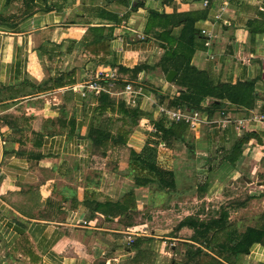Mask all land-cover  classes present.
I'll return each instance as SVG.
<instances>
[{"label": "crops", "instance_id": "crops-1", "mask_svg": "<svg viewBox=\"0 0 264 264\" xmlns=\"http://www.w3.org/2000/svg\"><path fill=\"white\" fill-rule=\"evenodd\" d=\"M258 1L0 0V264H186L188 244L218 264L180 222L227 211L264 229V123H232L264 115ZM106 72L109 92L85 87ZM179 81L208 94L196 130L160 112L187 95ZM234 264H264V237Z\"/></svg>", "mask_w": 264, "mask_h": 264}, {"label": "trees", "instance_id": "trees-1", "mask_svg": "<svg viewBox=\"0 0 264 264\" xmlns=\"http://www.w3.org/2000/svg\"><path fill=\"white\" fill-rule=\"evenodd\" d=\"M199 34V33H198ZM196 37V31L192 32L191 34L187 35V40L189 41L188 45L189 53L188 56L185 57L186 64L183 66V76L184 77H191L192 76H199L198 72L195 71L192 66L189 65V55L193 53V46H194V38ZM91 49L88 51L90 52ZM183 53L172 52L171 58L174 59V64L171 68H173L177 73H179L181 67H177L176 61L179 56H184ZM122 69V68H120ZM144 70V66H136L131 70L123 69V72H131L130 80H135L138 73ZM183 79V77H182ZM183 81V80H181ZM123 85V84H122ZM178 86L181 88H185L187 95H182L177 100V104L175 105L176 108H181L182 110H197L196 108L199 106L200 102L205 98L208 94H204L202 97H197V90L193 87V83L186 84L185 82L177 83ZM104 96V94H103ZM106 96V95H105ZM102 97V96H101ZM121 108H124V104L121 103ZM133 110L130 111V114H133ZM129 113V112H128ZM137 113L135 112L134 115ZM171 132V129H170ZM174 134V133H173ZM152 170L156 180L160 184V186H166L168 184L167 173L156 169L155 167H149ZM165 182V184L163 183ZM171 186L173 184H170ZM187 227L193 231L192 241L198 243L203 241L205 243V249L209 252H215L218 259L212 257V260L217 262L218 264L225 263H233L237 257L243 254H247L250 250V247L253 244L259 243L262 241L264 237V229L257 228V227H247L243 232L234 225L233 223L229 222L228 220V212L221 211L218 214V218L214 220H210L209 222L202 223V222H195L192 218H187L184 221L180 222L177 226V230ZM142 239L134 240L132 246L138 248L140 243H142ZM187 244V243H185ZM190 247L187 250V263L186 264H200L204 262V258H211L209 254L203 252L200 248H195L193 244H188ZM143 255L144 253L138 251L137 255ZM197 256L200 259L197 260ZM138 258V257H137Z\"/></svg>", "mask_w": 264, "mask_h": 264}, {"label": "built area", "instance_id": "built-area-1", "mask_svg": "<svg viewBox=\"0 0 264 264\" xmlns=\"http://www.w3.org/2000/svg\"><path fill=\"white\" fill-rule=\"evenodd\" d=\"M207 5V0H203V6ZM258 9L262 12H264V0L258 1ZM226 9V7L220 8V11ZM216 19L220 18V14H217ZM203 35L210 36L207 32L202 31ZM206 45H209L206 43ZM117 76L114 72H106L103 74H99V76H96L94 80L91 82H88L85 87L93 92L94 94L98 95L101 92H109L111 88H114L115 82L117 81ZM128 105L135 104L137 98L141 95V89L140 88H133L130 84H126L124 87L123 92H121ZM160 112L167 116L169 119L178 122V121H185L191 130H196L197 127H199L200 124H205V122L200 118L199 112L197 111H184L181 108H176L174 110H167L164 108L160 109ZM231 122L230 120H223L222 123H228ZM244 122H253V123H264V115L263 114H251L246 120H235L232 123L235 126V129L237 131H240L242 128ZM127 241L131 243L133 241L132 236L128 235Z\"/></svg>", "mask_w": 264, "mask_h": 264}, {"label": "water", "instance_id": "water-1", "mask_svg": "<svg viewBox=\"0 0 264 264\" xmlns=\"http://www.w3.org/2000/svg\"><path fill=\"white\" fill-rule=\"evenodd\" d=\"M175 76V72L174 71H169L166 77V80L168 82H171L172 78Z\"/></svg>", "mask_w": 264, "mask_h": 264}, {"label": "rangeland", "instance_id": "rangeland-1", "mask_svg": "<svg viewBox=\"0 0 264 264\" xmlns=\"http://www.w3.org/2000/svg\"><path fill=\"white\" fill-rule=\"evenodd\" d=\"M128 237V236H127Z\"/></svg>", "mask_w": 264, "mask_h": 264}]
</instances>
